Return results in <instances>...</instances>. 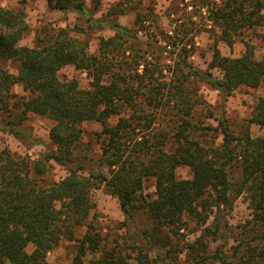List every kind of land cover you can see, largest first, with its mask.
Wrapping results in <instances>:
<instances>
[{"label": "trees", "instance_id": "16d2710c", "mask_svg": "<svg viewBox=\"0 0 264 264\" xmlns=\"http://www.w3.org/2000/svg\"><path fill=\"white\" fill-rule=\"evenodd\" d=\"M193 1L229 46L245 31L264 26V0ZM94 2L99 5L101 0ZM47 3L97 21L85 0ZM123 9L117 4L111 13ZM151 15L152 9L137 12L133 27L101 21L115 34L101 37L98 52L90 54L88 42L66 27L39 38L34 46L20 45L29 29L24 6H0V58L20 62L17 73L0 66V111L9 108L10 89L20 84L28 95L22 98L19 120L29 113L48 117L55 146L37 159L0 148V264H49L48 252L64 238L75 239L83 225L75 264H85L87 253L94 256L86 264L168 263L183 250L190 264H264V135L253 137L249 129L236 134L221 118L220 144L196 136L193 111L202 100L190 87L195 77H206L224 96L240 86L258 87L264 83V55L257 58L251 45L238 57L225 56L216 47L210 66L223 75L213 79L189 61L188 45L194 46L202 26L194 22L184 29L175 24L173 30L162 31L166 46L154 56L146 48L152 44L140 37L141 32L155 36L146 25ZM162 52L173 54V62L165 64ZM68 64L91 71L89 88H82L76 78H60L58 71ZM164 112L167 122L161 118ZM90 120L101 124L103 136L101 164L94 169L86 167L87 155L78 153L81 123ZM249 122L264 126V94ZM51 161L66 169L64 177L47 178ZM179 166H188L192 176L179 178ZM234 167L241 173L236 182ZM149 180L154 181L150 197L144 193ZM246 187L252 192V219L243 225L236 245L212 250L210 242L222 229L217 216L207 225L212 205L231 207ZM97 188L117 197L125 224L135 226V215L144 211L177 240L161 250L147 229L131 236L104 235L92 222L85 224ZM189 218L205 227L195 240L182 244Z\"/></svg>", "mask_w": 264, "mask_h": 264}, {"label": "rangeland", "instance_id": "374dc122", "mask_svg": "<svg viewBox=\"0 0 264 264\" xmlns=\"http://www.w3.org/2000/svg\"><path fill=\"white\" fill-rule=\"evenodd\" d=\"M120 4L122 12L111 13L112 8ZM193 0H101L99 5H95L94 0L88 2L86 7L89 14L97 21L88 20L87 17L77 11H60L49 7L46 0H0V6L16 7L24 6L27 13L29 29L21 39L20 45L34 46L39 38H44L53 34L58 28L66 27L88 42L90 54L98 52L99 40L101 37H109L115 34V29L103 22L120 23L127 27H133L137 12L154 11V15L146 21L155 33L154 37H149L143 32L140 37L145 42H150L153 48L146 47L154 56L159 53L162 47L166 46L163 40L162 31L173 30L175 24L184 26V29L194 26H202V30L194 37V46L190 48L189 61L192 65L208 72L213 79H220L223 72L218 68L210 66L214 49L219 48L225 56L238 57L245 53L247 47L254 48L255 56L261 58L264 55V26H258L253 30L245 31L237 38L232 46L221 40L219 30L206 20L198 7H195ZM174 12V14H173ZM205 13L204 11H202ZM178 18V19H177ZM175 20V21H173ZM103 21V22H101ZM206 27H203L205 26ZM191 34L193 32H190ZM191 36V35H190ZM167 50H171L167 47ZM153 55V53H150ZM173 54L162 52L161 57L165 64H170ZM20 62L14 59H1L0 66L11 73H17ZM60 78H76L82 88H89L92 81L91 71L79 69L68 64L58 71ZM190 87L197 94L202 102L193 111L194 134L209 142L220 144L222 142V132L219 124L221 118H225L231 130L240 134L243 130L249 129L253 137L264 135V126L249 122L254 106L259 96L264 94V83L258 87L240 86L232 91L228 96H224L216 89L206 77H195L191 79ZM20 84H15L10 89V106L8 109L0 111V148L7 147L15 155L37 159L40 156L52 152L55 149L49 137V130L52 121L46 117L35 113H29L27 118L19 120L18 114L22 109V98L27 96ZM165 113V112H164ZM161 118L165 122L169 120L167 113ZM116 118L110 120L114 123ZM83 129L81 137V147L78 153L87 155L86 167L96 168L100 163V146L103 136H100L101 124L96 121H85L81 123ZM47 178L59 180L66 175V169L51 161ZM104 171H107L104 165ZM179 178L192 176V171L188 166H179L176 170ZM234 181H238L241 175L240 168L234 167L232 170ZM154 181L145 183L144 193L149 197L154 192ZM94 206L85 221L92 222L96 229L102 234L119 233L122 235H137V230H149V238L157 249L164 250L169 246L170 240H177L172 237L164 227H156L149 219L146 212L141 211L135 215V226L125 224V216L120 208L116 196L106 193L103 188L94 189L92 192ZM211 214L207 225L218 221L222 223L219 236L210 242L211 249L223 247L231 248L239 240V233L243 230V225L253 217V204L251 187H246L243 193L235 197L231 207L212 205ZM227 223V227L223 224ZM205 227V225H204ZM195 220L187 219V226L182 230V244L195 240L204 230ZM85 225L81 226L73 240L62 239L59 245L48 252L47 261L49 264H75V255L78 251L79 239L82 237ZM212 238V237H211ZM145 244V240H141ZM32 246H29L31 250ZM157 253V252H155ZM92 253H87L84 263L93 257ZM175 258L168 263L159 264H190V259L186 251L177 252Z\"/></svg>", "mask_w": 264, "mask_h": 264}, {"label": "crops", "instance_id": "0c3cea01", "mask_svg": "<svg viewBox=\"0 0 264 264\" xmlns=\"http://www.w3.org/2000/svg\"><path fill=\"white\" fill-rule=\"evenodd\" d=\"M47 1V0H46ZM92 0H85V4L87 5L88 2H91Z\"/></svg>", "mask_w": 264, "mask_h": 264}]
</instances>
